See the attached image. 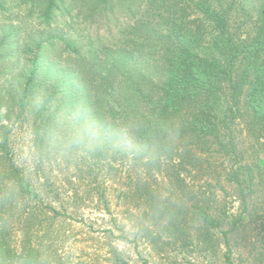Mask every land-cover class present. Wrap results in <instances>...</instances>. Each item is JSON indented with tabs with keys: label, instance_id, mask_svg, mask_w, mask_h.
Wrapping results in <instances>:
<instances>
[{
	"label": "trees",
	"instance_id": "1",
	"mask_svg": "<svg viewBox=\"0 0 264 264\" xmlns=\"http://www.w3.org/2000/svg\"><path fill=\"white\" fill-rule=\"evenodd\" d=\"M8 1L0 0L4 19ZM19 1L28 6L27 18L42 23L0 24L5 119L31 117L42 160L82 157L100 170H136L134 196L146 205L144 214L171 234H185L191 214L199 245L216 252L217 232L229 246L243 214L253 216L251 200L264 182L262 168L239 149L245 133L264 151V0ZM59 16L102 25L114 39L83 51L60 28ZM10 134L7 128L0 136V264H68L57 251L45 257L33 230L35 211L22 215L24 239L19 248L13 244L6 216L21 200L40 197L13 164ZM216 154L222 165L233 163L213 175ZM193 170V178L206 177L197 194L187 182ZM143 172L166 173L168 196ZM224 183L237 188L244 207L234 221L206 195L213 185L225 192ZM179 193L195 200L191 208L177 203ZM50 213L51 220L61 216L52 207ZM106 264L129 263L114 252Z\"/></svg>",
	"mask_w": 264,
	"mask_h": 264
},
{
	"label": "rangeland",
	"instance_id": "2",
	"mask_svg": "<svg viewBox=\"0 0 264 264\" xmlns=\"http://www.w3.org/2000/svg\"><path fill=\"white\" fill-rule=\"evenodd\" d=\"M7 7L9 18L0 17V24L7 21L21 26L25 19L29 27L42 23L36 17L27 18L28 6L20 4L19 0H9ZM57 19L60 28L68 34V39L83 51H88L91 45L101 42L106 44L114 39L102 25L77 21L71 17L59 16ZM122 21L126 22V18H122ZM3 126L11 129L9 149L13 164L32 183L40 197L39 203L21 200L12 216H6L12 229L13 244L17 248L24 239L21 217L35 211L33 230L36 231V239L46 250L45 257L57 251L68 264H106L114 252L119 253L129 264H228L227 257H230L232 264H264V182L252 197V217L243 214L244 207L235 186L224 183L225 192L215 185L208 188L206 195L213 208L226 209L231 221L243 214L239 229L228 234L229 246L225 244L221 233L214 234L213 241L220 245L214 252L213 249L205 250L206 246L199 245L195 240L198 225L193 223L191 214L186 217L188 225L185 234H171L154 221L155 217L144 214L146 205L138 196H134L136 170L126 172L121 167L115 172L100 170L82 157L53 155L42 160L34 147L30 116L18 122L14 119L8 121L5 111L1 109L0 136L7 129H3ZM239 149L244 153L245 161L259 165L264 174V151L261 152L255 141L245 133L240 138ZM213 158L211 171L216 172L213 175L219 173L223 166L229 169L233 163L226 161L222 165L217 154ZM196 173L193 170L187 182L189 190L197 194L198 186L204 183L201 179L206 177L193 178ZM165 174L155 177L143 175V179L147 178L152 188L163 197L172 190ZM128 177H133L131 183ZM209 179L212 181L214 177ZM130 189L133 193L128 198L121 195ZM102 191L105 192V199L101 198ZM178 199L180 201L177 203L187 208H191L195 202L180 193ZM50 207L61 213L57 220H51ZM229 228L225 226L224 229Z\"/></svg>",
	"mask_w": 264,
	"mask_h": 264
}]
</instances>
